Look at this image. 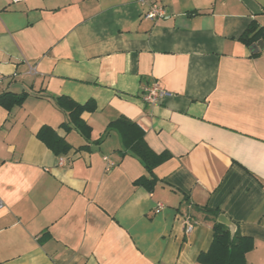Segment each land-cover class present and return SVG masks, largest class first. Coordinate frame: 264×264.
I'll use <instances>...</instances> for the list:
<instances>
[{
    "label": "crops",
    "instance_id": "1",
    "mask_svg": "<svg viewBox=\"0 0 264 264\" xmlns=\"http://www.w3.org/2000/svg\"><path fill=\"white\" fill-rule=\"evenodd\" d=\"M144 1L0 0V95L26 94L0 107V264H200L214 235L203 208L252 239L245 264H264V48L240 40L264 30V0ZM152 4L163 17L144 18ZM154 82L164 96L150 105ZM62 96L93 101L89 140L61 126ZM120 117L170 155L151 192L106 135ZM43 127L69 152L41 142Z\"/></svg>",
    "mask_w": 264,
    "mask_h": 264
},
{
    "label": "trees",
    "instance_id": "2",
    "mask_svg": "<svg viewBox=\"0 0 264 264\" xmlns=\"http://www.w3.org/2000/svg\"><path fill=\"white\" fill-rule=\"evenodd\" d=\"M240 40L249 48H252L259 41H264V30L254 22H252ZM258 54H252L257 56ZM26 98V94L14 95L13 93H4L0 95V107L10 110L12 107L21 106ZM57 106L67 113L68 123L61 126L66 131L75 130L85 140L90 139L91 128L82 120L83 112H93L94 103L88 101L85 104H78L68 97L56 98ZM111 131L119 134L124 151L118 152L122 155L129 152L143 165L149 177H141L134 182L135 186H141L151 192L155 186L156 179L153 170L163 162L167 161L170 155L163 153L160 155L152 152L144 141V131L135 122L126 118H118L109 123L106 135ZM37 138L50 148L56 155L66 154L70 150V146L65 140L55 133L49 127L41 128L37 133ZM85 146L79 149H84ZM78 149V150H79ZM202 211L207 215V219L213 222V240L206 252L200 253L197 262L200 264H245V255L253 248V241L248 237H242L236 231L234 238L230 240L228 229L217 223L216 219L220 212L218 210L203 208Z\"/></svg>",
    "mask_w": 264,
    "mask_h": 264
},
{
    "label": "built area",
    "instance_id": "3",
    "mask_svg": "<svg viewBox=\"0 0 264 264\" xmlns=\"http://www.w3.org/2000/svg\"><path fill=\"white\" fill-rule=\"evenodd\" d=\"M12 2H18L22 0H10ZM142 6H145L144 0H138ZM164 16V9L157 6L156 4H152L148 7V11L144 14V18L148 20H155L156 18H160ZM33 68H30V73L33 72ZM2 82V74L0 72V84ZM164 96V92L160 88L159 84L157 82H154L142 90V101L150 104V105H156L161 97ZM103 160L106 162V171L110 170L114 163L111 162L107 157H104ZM160 206V205H159ZM4 205L0 200V209H3ZM193 229V223L191 219L187 218L185 220V233L189 234Z\"/></svg>",
    "mask_w": 264,
    "mask_h": 264
},
{
    "label": "water",
    "instance_id": "4",
    "mask_svg": "<svg viewBox=\"0 0 264 264\" xmlns=\"http://www.w3.org/2000/svg\"><path fill=\"white\" fill-rule=\"evenodd\" d=\"M263 48H264V42L259 41L255 45L252 46L251 51L253 53H257L258 51L262 50ZM216 221L218 224L223 225L228 229L229 235H230V240H232L234 238V235H235L236 230H237L236 225L223 214H220L217 217Z\"/></svg>",
    "mask_w": 264,
    "mask_h": 264
}]
</instances>
